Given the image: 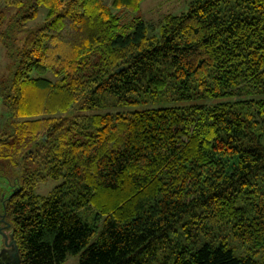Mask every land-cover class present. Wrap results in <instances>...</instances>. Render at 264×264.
Masks as SVG:
<instances>
[{
    "label": "trees",
    "instance_id": "obj_1",
    "mask_svg": "<svg viewBox=\"0 0 264 264\" xmlns=\"http://www.w3.org/2000/svg\"><path fill=\"white\" fill-rule=\"evenodd\" d=\"M144 1L0 0L16 10L11 47L48 10L0 83V106L24 119L0 138V160L23 168L4 200L21 264H264V100L59 116L98 95L163 104L181 85L212 99L264 92V0H195L161 37ZM49 179L62 183L38 196Z\"/></svg>",
    "mask_w": 264,
    "mask_h": 264
},
{
    "label": "rangeland",
    "instance_id": "obj_2",
    "mask_svg": "<svg viewBox=\"0 0 264 264\" xmlns=\"http://www.w3.org/2000/svg\"><path fill=\"white\" fill-rule=\"evenodd\" d=\"M195 0H145L142 3L140 14L143 20L149 27L150 36L161 37L162 35V22L168 15L180 16L186 14L191 6V3ZM0 12H4L7 15V22L3 26L0 35V83L3 85H10L12 76L14 74L16 50L21 48L25 36L31 30H36L41 27L46 21L48 10L44 7L40 9L38 18L30 22L27 29L19 36L18 42L12 47L9 46V19L15 14L16 10L6 6L3 2H0ZM11 12L13 13L11 15ZM130 18V16H129ZM12 24V23H11ZM8 43V44H6ZM12 52V56L10 55ZM34 77H42L53 82H58L61 77L54 74L52 71L44 73L35 71L32 74ZM202 89H199L196 85L187 86L181 85L172 89L168 93V99L163 104H156L153 101H149L147 104H123L122 98L118 95H98L97 104L92 109H79L76 107L72 112L67 114H61L59 116L65 117L69 120L70 125L73 123L80 124L82 122V116L91 114H128L137 110H144L148 108H161V107H177L188 108L192 106L210 105L217 103H234L239 100H264V92L252 91L248 93L246 90L240 91L235 96H223L217 99H212L208 96H204ZM151 100V99H150ZM83 102V101H82ZM24 119L15 118L11 115L10 109L2 104L0 106V138L5 134H12L14 132V124L23 122ZM73 128H76L73 126ZM13 137L9 138L12 141ZM23 168L20 164L18 168L11 165L7 159L0 160V220L1 216H5L4 200L8 199L12 194L13 188L20 184L23 180ZM62 183V180L49 179L45 183H41L36 187V194L38 196H48L57 186ZM82 218L89 222L94 223L96 218V212L89 208L81 211ZM2 222L0 224V253L2 252L5 244L4 235L1 229L5 228ZM237 245L233 242V245ZM238 246L240 244L238 243ZM162 248V247H161ZM170 249H159L156 251V255L159 257L165 256ZM243 248H236V253L240 254ZM151 254H146L144 258L150 257ZM78 258H72L69 264H77Z\"/></svg>",
    "mask_w": 264,
    "mask_h": 264
},
{
    "label": "water",
    "instance_id": "obj_3",
    "mask_svg": "<svg viewBox=\"0 0 264 264\" xmlns=\"http://www.w3.org/2000/svg\"><path fill=\"white\" fill-rule=\"evenodd\" d=\"M6 223L5 216H1L0 223ZM11 228L10 223H6L5 228H2V234L4 235L5 244L2 252L0 253V264H21L19 257V250L14 240L13 233H6L4 230Z\"/></svg>",
    "mask_w": 264,
    "mask_h": 264
},
{
    "label": "flooded vegetation",
    "instance_id": "obj_4",
    "mask_svg": "<svg viewBox=\"0 0 264 264\" xmlns=\"http://www.w3.org/2000/svg\"><path fill=\"white\" fill-rule=\"evenodd\" d=\"M0 224H1V223H0ZM3 224L6 225V223H3ZM7 231H8V230H4V232H6V233H7Z\"/></svg>",
    "mask_w": 264,
    "mask_h": 264
}]
</instances>
